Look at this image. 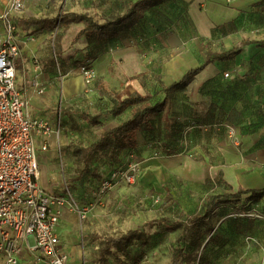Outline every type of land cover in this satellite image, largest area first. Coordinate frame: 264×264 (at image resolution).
<instances>
[{
	"label": "crops",
	"instance_id": "obj_1",
	"mask_svg": "<svg viewBox=\"0 0 264 264\" xmlns=\"http://www.w3.org/2000/svg\"><path fill=\"white\" fill-rule=\"evenodd\" d=\"M137 1L139 0H74V2H71V0H65V2L60 4L59 8H61V10L60 14H58L57 16L65 13L88 14L89 16H91V14L95 12L101 16L103 15L104 17H106L104 18V20H113L116 17L123 15L129 5ZM164 1L165 0H157L154 5L161 4ZM218 1L219 0H185V2H182V0L177 1L178 8L176 9L174 15V17L178 19L175 22L176 30H174L176 39H174V37H170L171 39L165 37L162 42L158 44V46L162 48L164 54L168 53L167 55H169V53H171L173 49V55L168 56L167 59L163 60V65L168 71L167 75L172 79L169 82V85L180 80L186 72L193 69H188V67L184 66L185 64H197L199 62L202 63L199 67H201L202 65L203 67H201V70L193 77L194 79L192 78L193 80H195V83L193 85L192 83L189 84L192 81L191 79L187 85L188 87L186 86L184 90L171 92L188 93L186 95L192 98L189 100V102H191L192 104L190 106L189 112L185 113V115L175 117L170 114V110L176 112L175 104L171 102L172 97H170V93L166 98L167 100L170 97L169 101L167 102V107L165 106V100L164 108L159 113L160 116L158 114L154 117H151L148 120L147 127L136 133V144L132 148V151L142 157H153L154 152L158 150L160 151L158 157L164 158L163 151L166 148L164 146H167V143L169 141L179 142L177 150L173 152L174 154H172L173 158L171 159H173V161L168 162V159H165V161L163 160V162H159L158 159L149 158L145 163H143V167L141 165V170L142 168L145 169L146 167V171L142 175L139 182V185L143 187L146 185L157 187L165 184H170V187L177 188L175 183H170L172 181V177L167 174L171 173L175 176L180 173L181 175H183L184 173L181 170L182 168H180V165H182L183 162H186L185 158L189 157L186 156L189 153V155H191L198 152L200 154V157H202L204 160L206 158L207 160L210 159L212 163L215 162V164H217L220 159L225 160V163L227 165L226 168L219 169L217 166H214L212 168V171H210L209 173L206 172L204 174L196 175V171L194 170L190 173L184 174V176L195 175L199 176L200 178V180H197L198 187H194L193 189L191 188L185 193L187 195L186 198L190 200L194 198V195H196V199L207 195L205 192L206 190L210 189L208 188V185L212 189L214 188L212 192H209L214 195L232 193L235 192L238 188H242L244 190H258L264 188V0H232L234 3L231 9H225L221 7ZM5 2L6 0H0V10L4 7ZM91 2L95 5V7L91 6ZM38 4V0H31V2L27 4L25 10L21 14L16 15L14 18L19 31V36L22 38V42H20L19 46L20 54L16 61L15 83H17L16 86L21 92L22 96L28 100L29 111L32 117H41L47 119L50 123H55L57 120L60 121L62 132L58 138V141L61 145V151L64 155L62 157L61 164L58 155V148L55 146L56 140L54 141L52 139V142H50L48 146V150H37V158L40 161L39 165L41 167V186L43 185L44 187L42 186V188H44L46 191L57 194L60 192L63 186V184H61L62 171L63 173L65 172L66 174L72 175L73 177V170L76 168V165L74 164V158L71 156V151L66 150V146L68 144H71L68 143V141L71 139V135H68V129L71 120L70 117L72 115L68 113L75 111L73 110L75 103L77 106L82 104V107L86 109H92L94 107V102L92 101V99H86L88 98L89 94L86 95L82 93L84 91L85 83L79 74V70H77L78 73L75 74V72L72 71L74 68L69 69L71 68L69 67L68 69H64V67H62V73L59 68L55 69V67L52 66L53 57H56V55L53 53V55L51 56V61V58L49 57V59L47 57V50L45 49V44H47L46 38L50 36L45 32L34 34L33 29L25 31L24 21L26 19H38L32 18V16H35L36 12L39 11V6H37ZM148 8L151 7H146L145 9ZM155 23L157 24V26H159L157 31L168 33L172 32V29L169 25L165 26L163 24V19L155 20ZM226 24L231 25L230 31H227ZM235 24L241 27V30H239L237 35L235 34L234 30ZM161 26L162 28H160ZM69 27L76 28L77 33L83 26L81 24H71L65 30H62V28L58 29L56 33L58 31H66ZM124 31L125 30L120 32L116 38L108 41L106 45L108 47L119 45L120 42L123 43V45H127L122 34ZM76 33L74 34V36L76 35ZM25 37H33L34 42H26ZM51 38L53 39V37ZM73 38L71 40V48L73 49H70L72 50V52L69 53L67 50H64L63 52H60V54L58 53L57 56L59 60L62 61V63H74L76 67H80L84 64V61H86L85 64H88V66L92 68L90 62H87L88 58L91 57L92 54H90V56H83L80 51L92 50V48L97 44L88 43L85 39H81L80 41L73 44ZM241 43L242 46H240L235 51L234 55L230 59L207 61L210 54L230 51L232 48ZM135 44L136 42H134V45ZM223 44H225L224 49H222V47L220 48V46H222ZM204 46L205 52H203ZM218 49H222V51H219ZM80 54L81 57H79ZM32 57L37 58L41 65L42 71L39 82L44 87V93L42 95H38L31 87V83L33 81L31 64ZM79 61H81V63H79ZM234 61L236 64L239 63L241 65H246L247 63L251 64L254 69L249 72H237V78L241 76L248 77L252 81L248 85V91L250 90L251 93L247 95V99L249 98L251 107L250 111L248 115H244L242 124H240L241 122L239 123L240 125L238 123L236 124L237 119L236 122L233 123L234 127L237 130L236 135H238L240 139L241 148H243L241 152L234 150H228L227 152L225 149V141L224 139H222L225 138V135L220 134V132L214 128H212L213 130H211V128L207 129L205 125L210 126V124L208 123L210 120V115L202 113V107L200 105L201 100H199L198 98L199 86L196 85L198 80L197 78H201L206 81L216 78L219 79L218 77L220 75L219 73L221 72V68L213 67L212 70H209L212 64H223L228 62H233L234 64ZM105 62L107 64V60L100 62L99 65L97 64L98 66L94 64V70L97 71L96 76H98V67L101 70L103 67L102 65ZM57 72H60L62 74L69 72V76H67L63 80V82L60 83L58 81ZM169 85H166L162 88L164 97V89ZM189 87L191 88L188 89ZM106 92L102 94L100 91H97L96 97V99L99 98L101 100L100 103L103 102L104 106H106L108 102L106 98L107 96L105 95L107 94ZM136 92L141 94L143 93L137 90ZM80 96H85L83 102H78V97ZM83 114L96 116L98 115V112L95 115H91L86 112H83L79 115L81 123L86 125L88 128L95 127L82 119ZM191 116L196 117L200 122V126L196 129H187L186 127L188 125L186 124L188 123L183 122L184 117L188 118ZM118 117L102 118V122L107 120L108 118ZM119 123H117L113 127L117 126ZM113 127L107 128L106 130ZM100 134L98 135L97 139L99 138ZM149 142L160 144V146L158 147L156 145L149 147ZM223 149L225 151H223ZM125 158L126 157H123V154L120 156L122 162L125 161ZM232 161L233 163L236 162L237 166L235 170L230 169L228 166V162ZM104 168L108 167H105V164L103 166H101V164H98L96 168L93 169V172L100 174V170H103ZM168 169H170L171 172ZM224 169L226 170L224 171ZM220 170L223 171L219 172ZM111 171V168L108 169V173H110ZM212 174H215L217 176V181H212ZM220 178L221 180H219ZM73 180L74 179L72 178L73 183H71L69 179L68 184L70 183L73 188L71 191H73L75 200H78L75 197L76 193L83 194V196L87 199L84 202L77 201L78 204H83L92 200V193L96 190L94 184L93 187L85 189L82 186V188L80 189L81 191H78L75 190L78 187L77 181L74 182ZM209 180H211V185L208 184ZM217 182L219 183L218 185ZM48 183L50 185H48ZM226 185L231 187L232 192L227 191ZM247 198L248 196H242L240 200L235 204L220 205L213 212L209 222L214 223V225L217 226V233L215 234L217 241L223 238L218 230L221 229L228 220H232V218H235L236 213L231 214L230 211H236V208L239 209L240 207L239 210H241L242 212L251 210L255 212H263L264 214V199H261L257 202H249L247 201ZM257 208H259V211L256 210ZM201 211L202 210L200 209V212ZM248 218L249 219L246 220L245 218H242L244 220L242 222H247L250 225L249 233L243 235L234 233L232 235H229L228 239L226 240L227 250L229 252L231 250V253L239 261L241 259L247 261L248 259L250 262V260L252 259L249 264H264V222L260 221L261 223H259L258 221L260 220V217H258L257 215ZM94 222L95 221H93L90 215L84 225H81L82 236H84V234L86 236L90 233L88 239L91 242L96 241L94 237H102L99 236L98 233H93L96 223ZM97 222V224L100 225V221ZM256 224H258V226H256ZM79 225L77 224V220L74 216H65V218L62 219L57 226V234L63 249L68 253L70 257L71 263L79 264L83 258L86 264H91L88 257V251L84 246V242L83 256L82 250L79 249V246H77L75 250L72 246V242H68L67 240V236L70 232H74L73 234L79 237ZM259 230L263 232L260 233L258 232ZM213 244L215 243L213 242ZM258 245H261V248H257L255 250V247ZM18 264L47 263L43 261L36 262L29 255V253L24 251L19 257ZM102 264L109 263L108 261H106Z\"/></svg>",
	"mask_w": 264,
	"mask_h": 264
},
{
	"label": "rangeland",
	"instance_id": "obj_2",
	"mask_svg": "<svg viewBox=\"0 0 264 264\" xmlns=\"http://www.w3.org/2000/svg\"><path fill=\"white\" fill-rule=\"evenodd\" d=\"M38 1L39 4L37 6H39V11L36 12V15L32 16V18L55 17L60 14V4L65 2V0ZM177 1L180 0H165L161 4L150 6L151 8L145 9L140 12L136 16L134 24L131 27H127L122 33L127 45H123V43L120 42L119 45L108 47L106 43H96L97 45L93 47L92 50L80 51L83 56H90V54H92L91 57L88 56L89 58L87 62H90V65L93 69L94 64L99 65V63L104 60H107V64L105 62L102 65L103 67L101 70L98 67L99 78L98 76H96V79L92 83H90L89 85L85 84L84 91L82 92L86 95L89 94L88 98L86 99H92V101L94 102V107L92 109H86L82 107V104L77 106L75 103L73 109L75 111L68 113L74 117H70L71 120L68 129V135H71V139L68 141V143L84 146L88 145L94 142L101 132H103L107 128L113 127L120 121L127 119L130 115V109H127L118 118H108L99 126L88 128L86 125L81 123L79 118V115L83 112L89 113L91 115H95L98 112V115H104L113 107L116 102L121 101L125 97L133 95L136 90L143 92L142 94H151L152 104L164 99L162 88L166 85H169V82L172 79L167 75L168 71L163 65V60L167 59L168 56L173 55V49L172 52L167 55L168 53L164 54L162 48L159 47L158 44H160L165 37H168L169 39H171L170 37H174V39H176L174 30H176L175 22L178 19L174 17V15L176 9L178 8ZM29 2H31V0H27V4H29ZM71 2H74V0H71ZM182 2H185V0H182ZM218 3L225 9H231L234 2L232 0H219ZM91 6L95 7L92 2ZM91 16L97 22L102 21L104 20V18H106L103 15L101 16L95 12L91 14ZM158 19H163V24L165 26L169 25L172 29V32L168 33L157 31L159 26H157L155 20ZM160 28H162V26ZM226 29L227 31H230L231 25L226 24ZM234 30L235 34L237 35L239 30H241V27L235 24ZM76 31V28L71 27L63 32L58 31V36L55 44H53V39L51 37L46 38L47 44H45V49L47 50V57H50L52 61L51 56L53 55V53L56 54V60L62 73V67H64V69H68L69 67H71L69 69L74 68L72 71H74L75 74L78 73L77 70H79V67H76L74 63H62V61H60L57 56L58 53L60 54V52H63L64 50H67L69 53L72 52V50H70L73 49L71 48V40ZM134 42H136L135 45ZM224 45L225 44L220 46V48L222 47V49H224ZM222 49L218 50L222 51ZM203 52H205V46ZM81 54L79 55V57H81ZM79 63H81V61H79ZM84 63H86V61H84ZM201 64V62L197 64L187 63L184 66L188 67V69H196ZM234 64L233 62L212 64L209 70H212L213 67L221 68V72L219 73L220 75L218 77L219 79L216 78L206 81L204 79L197 78L198 80L196 84L199 86L198 98L199 100H201L200 105L202 107V113L210 115V120L208 122L210 126H205L207 127V129L211 128V130H213L212 128H214L218 130L220 134L225 135V138L222 139H224L225 141L226 147H223H225L227 152L228 150H234L238 152H241L243 150V148H241L240 139L238 135H236L237 130L234 127L233 123L236 122L237 119L236 124H239L240 122V124H242L244 115H248L251 108L249 98L247 99V95L251 93L250 90L248 91V85L252 81L248 77L241 76L237 78V72H249L254 69L252 65L248 63L246 65H241L239 63L236 64L234 61ZM52 66L54 67V62L52 63ZM95 72L97 73V71ZM225 74H227L228 77H225ZM193 79L189 84L192 83L193 85L195 83V80ZM190 88L191 87H189L188 89ZM97 91H100L102 94L107 91V94H105L108 101L106 106L103 105V102L100 103L101 100L99 98L96 99ZM186 94L188 93H171V102H173L176 107V112L170 110L171 115L176 117L185 115V113L189 112L190 106L192 104L191 102H189V100L192 98L187 96ZM170 97L165 102L166 107L168 105L167 102L169 101ZM83 99H85V96L78 97V102H83ZM183 122L188 123L186 124L188 125L186 127L187 129H196L200 126V122L198 121V119L192 116L188 118L184 117ZM232 138H235V140L238 141L236 142L237 144L232 142ZM167 144V146H164L166 147L163 151L164 158L158 157L160 154V151L158 150L154 152L153 157H142L139 155L142 158V167L144 166L143 163H145L149 158L158 159L159 162H163V160L165 161V159H168V162L173 161V159H171L173 158L172 154H174L173 152L177 150L179 142L169 141ZM149 145L151 147L156 145L158 147L160 146V144L157 143ZM167 148L169 149L166 150ZM223 151L225 150L223 149ZM155 154L157 155L155 156ZM189 154L186 155L189 156L188 158H185L186 162H183L182 165H180V168H182L181 170L184 174L190 173L194 170L196 171V175L204 174L206 172L209 173L210 171H212V168L214 166H217L219 169L226 168L227 166L225 160L220 159L219 162L215 164V162L212 163L210 159L207 160L206 158L204 160L202 157H200V154L198 152L191 155ZM96 161L102 163L100 158H97ZM39 162L40 161L38 159V163ZM228 166L230 169L235 170L237 165L236 162L233 163L232 161L228 162ZM105 167L107 166L105 165ZM39 168L41 169L40 165ZM168 170L170 171V169ZM225 170L226 169H224V171ZM145 171L146 167L145 169L142 168L141 173L134 185H127L122 182H117L108 191L106 196L102 197V205L97 206L90 214L93 221L96 222H94L95 230L93 233H98L99 236L102 237H118L122 233L128 230L135 229L141 224L153 219L165 217L171 220H185L192 213L200 212V209L202 210L201 207L203 205V199L208 196V194H212L209 192H212V190L214 189H212L208 185V188L210 189L206 190L205 193L207 195L199 197L198 199H196V195H194V198L190 200L186 198L187 195L185 193L191 188L193 189L194 187H198L197 180H200L199 176H184V174L181 175L180 173L179 174L181 176L179 174L174 176L169 173L167 175H170V177H172V181L170 183H175L177 188L170 187V184H165L157 187L146 185L143 187L139 185V182ZM221 171L223 170H220L219 172ZM100 172V174L90 173L89 175L84 176L77 183L78 187L75 190L79 191L82 186L84 189L93 187V184L95 187H97L98 183L106 178L109 174L108 168H104L103 170H100ZM73 175H75V169L73 170ZM211 178L212 181H217V176L215 174H212ZM70 180L71 183H73L72 179ZM219 180H221V178ZM62 183L63 182L61 180V184ZM208 184L211 185V180L208 181ZM218 184L219 183L217 182V185ZM48 185L50 184L48 183ZM152 196L160 198L159 204H152ZM75 197L76 199H78V202H84L87 200L86 197H84L81 193H76ZM239 209L236 208V211H230L231 214L236 213L235 218H232V220H228L224 224V226L218 230V232L223 236L222 239L217 241V243L215 244H207L208 238H205L203 240L202 247L198 251L201 254L202 258L200 264H249L251 262L252 259L250 260V262L248 259L247 261H244L242 259L239 261L236 257H234V255L231 253V250L230 252L227 250L226 240L228 239L229 235H232L234 233H239L241 235L249 233L250 225L247 222H242L244 221L242 218H245L246 220L249 219L248 217L257 215L258 217H260V220L257 221L261 223L260 221L264 222V214L263 212H255L251 210L242 212ZM256 210L259 211V208H257ZM97 221H100V225L97 224ZM256 226H258V224H256ZM209 227H213L215 234L217 233V226L214 225V223L209 222ZM258 232L261 233L263 231L259 230ZM73 233L74 232H70L68 234L67 240L68 242H72V246L76 250V247L79 246L78 244L80 241V237ZM179 233L180 229L173 230L171 227L164 225L158 227L154 226L151 229L146 230V241H133L131 246L128 248L127 254H123L120 257L121 261H118L117 258L110 257L108 259V263L135 264L137 262L138 264H170V254L176 247L175 240ZM200 233H204V235L206 234L202 226H200ZM89 234L86 236L84 234L83 242L86 250L88 251L90 263L94 264V260L97 256V251L100 247V242L98 240L91 242L88 239ZM188 241L189 240L183 243V245H186ZM257 248H261V245L256 246L255 250ZM187 250L190 251V249ZM196 250L197 248H193L192 251ZM195 264H198L197 260L195 261Z\"/></svg>",
	"mask_w": 264,
	"mask_h": 264
},
{
	"label": "built area",
	"instance_id": "obj_3",
	"mask_svg": "<svg viewBox=\"0 0 264 264\" xmlns=\"http://www.w3.org/2000/svg\"><path fill=\"white\" fill-rule=\"evenodd\" d=\"M27 0H6L0 10V264H18L25 251L36 262L47 264H73L63 249L57 226L65 216L76 218L80 228L79 249L84 256L82 227L91 212L102 205V197L117 182L134 185L140 175L142 158L135 152L129 153L125 161L98 183L89 202L78 204L66 184L62 171V189L54 194L40 184V168L37 150L46 151L52 139L56 140L60 164L63 155L58 138L62 132L60 121L50 123L41 117H32L28 100L16 86V61L20 54V42L15 16L26 8ZM34 42L33 37H25ZM54 67L59 68L56 57ZM33 81L31 87L38 95L44 93L39 82L41 65L32 57ZM85 84L96 79V72L88 64L79 68ZM69 72H57L60 83ZM225 77H228L225 74ZM232 142L237 144L235 138ZM150 146V145H149ZM157 154H155L156 156ZM154 197L152 204H159ZM79 264H86L82 258Z\"/></svg>",
	"mask_w": 264,
	"mask_h": 264
},
{
	"label": "trees",
	"instance_id": "obj_4",
	"mask_svg": "<svg viewBox=\"0 0 264 264\" xmlns=\"http://www.w3.org/2000/svg\"><path fill=\"white\" fill-rule=\"evenodd\" d=\"M155 2H157V0H139L130 4L123 15L113 20H103L99 22L88 14L75 13H65L53 18L26 19L24 21L25 31L33 29L34 34L45 32L50 37H53V44H55L58 36L56 31L58 29L62 28V30H65L71 24H81L83 27L74 36L73 44L81 39L87 40L88 43H107L116 38L118 34L127 27H131L134 24L137 14L146 7L154 5ZM240 46H242V43L232 48L230 51L212 53L208 56L207 61L230 59ZM201 67H203V65ZM201 67L189 70L180 80L165 87V99L161 102L152 104L151 95L135 92L133 95L115 103L104 115L99 114L90 116L88 114H83L82 119L85 122L92 126H98L101 124L102 118L118 117L123 114L125 110L130 109V115L126 120L102 132L96 141L87 146L74 145L72 143L66 146V150L71 151V156L74 158V164L76 165L75 175H73V177L65 173L67 178L66 184H68L69 179L73 178V181H77L78 183L84 176L90 173L94 174L93 169H95L98 164H101V166L105 164L108 169L111 168L112 170L115 166L121 165L123 162L120 156L123 154V157H126L129 153L134 152L132 148L136 144V133L147 127L148 120L158 115L163 110L164 102L171 92L182 91L186 88L189 81L201 70ZM148 144L153 145V143ZM168 149L169 148L166 150ZM97 158H100L102 163L96 161ZM68 186L71 190L73 189L70 183ZM226 187L227 191L232 192L230 186L226 185ZM242 196H248L247 201L249 202H257L264 199V188L258 190H244L238 188L232 193L208 195L203 199L202 211L192 213L185 220H171L161 217L145 222L135 229L122 233L118 237H94L95 240H99L100 242L95 263H105L110 257L117 258L118 261H121L120 257L123 254H127L128 248L133 241H146V230L154 226L158 227L164 225L171 227L173 230L180 229V233L175 240L176 247L170 254V264H195L196 260L198 264H200L202 258L198 251L202 247L203 240L208 238L207 244L213 242L217 243L215 232L212 227H209V220L213 212L220 205L237 203ZM200 226L204 228L205 235L204 233H200ZM187 240H189L188 243L183 245ZM193 248H197V250L192 251ZM187 249H190V251ZM135 264L138 263L136 262Z\"/></svg>",
	"mask_w": 264,
	"mask_h": 264
}]
</instances>
